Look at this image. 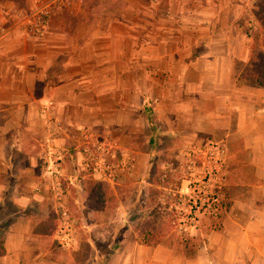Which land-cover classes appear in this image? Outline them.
I'll return each instance as SVG.
<instances>
[{"label":"crops","instance_id":"obj_1","mask_svg":"<svg viewBox=\"0 0 264 264\" xmlns=\"http://www.w3.org/2000/svg\"><path fill=\"white\" fill-rule=\"evenodd\" d=\"M45 5L42 29L27 34L23 13ZM255 25L264 27V1L89 0L84 7L82 0L67 8L0 0V264H68L47 258L33 220L32 206L44 197L36 190L44 176L37 175L42 118L51 111L74 124L118 118L107 101L122 98L127 77L135 102L147 86L157 107L178 106L167 123L179 134L225 138L217 145L229 152V179L251 189L242 199L227 185L230 205L217 226L200 233L192 256L183 243L145 245L130 234L107 264H264V87L240 76L256 50ZM184 96L194 113H183ZM6 203L15 216L4 227Z\"/></svg>","mask_w":264,"mask_h":264},{"label":"rangeland","instance_id":"obj_2","mask_svg":"<svg viewBox=\"0 0 264 264\" xmlns=\"http://www.w3.org/2000/svg\"><path fill=\"white\" fill-rule=\"evenodd\" d=\"M83 1L86 7L89 0ZM260 1L264 0H256V4ZM259 6L255 14L261 19ZM255 28L254 46L258 48L264 27ZM128 78L122 98L107 101L111 114L115 103L118 118L107 117L100 124L98 119H86L79 125L71 119L54 118L52 111L42 118L37 134V175L44 176L35 186L44 197L33 204L32 211L36 212L33 220L41 234V249L49 259L107 264L122 238L135 235L142 220L159 213L171 223L165 226V242L178 246L188 241L186 253L193 254L202 240L200 233L217 226L230 205L227 185H231L227 192L242 199L249 196L250 185L240 190L239 181L229 179L231 161L226 146L221 167L215 170L214 151L225 138L179 134L167 123L170 111L179 113L178 106L172 109L165 101L157 107L154 100L147 99V86L135 102ZM157 88H152V97L158 94ZM183 99V113L185 109L194 113L192 99ZM98 183L107 186L102 188L106 199L101 203L93 189ZM6 205L10 213L1 215L4 227L15 216L14 207Z\"/></svg>","mask_w":264,"mask_h":264},{"label":"trees","instance_id":"obj_3","mask_svg":"<svg viewBox=\"0 0 264 264\" xmlns=\"http://www.w3.org/2000/svg\"><path fill=\"white\" fill-rule=\"evenodd\" d=\"M240 76L251 86L264 87V52L262 49L256 48V50L253 51L248 64L245 66ZM95 187H93V189L97 195L98 202L101 203L104 201V198L106 199L105 197L106 192L102 188L105 189L107 186L105 185V183H98L96 184ZM10 219L13 218H9L7 221L9 222ZM167 224L168 226H171V223H166L163 220L162 213H159V215L150 216L142 220L140 224L137 225L136 228V237L138 242L140 244H145V245H156L165 242L164 232H165V226H167ZM183 244L185 245V248L187 250V248H189L188 241H184ZM117 246L118 245H115L114 249H116ZM114 249L112 251H114ZM2 252H3V248L0 245V254H2ZM192 255L193 254H187V256H192Z\"/></svg>","mask_w":264,"mask_h":264},{"label":"built area","instance_id":"obj_4","mask_svg":"<svg viewBox=\"0 0 264 264\" xmlns=\"http://www.w3.org/2000/svg\"><path fill=\"white\" fill-rule=\"evenodd\" d=\"M82 0H50L52 4L59 5L60 7L66 6L67 8H72L76 3H80ZM46 8V10H45ZM50 7L47 8L45 5L43 8L39 10H35L31 13L25 14L23 13L21 19V25L23 26L25 32L29 35H35L42 29V24L40 22V15L42 13H47L45 11H49ZM215 159L213 160V164L215 170L221 167V158L224 156V147L217 146L215 148ZM196 203V201H195ZM208 207L211 206V203H207Z\"/></svg>","mask_w":264,"mask_h":264}]
</instances>
